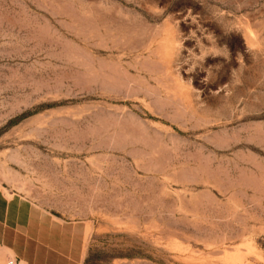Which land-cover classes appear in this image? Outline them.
<instances>
[{"label":"rangeland","instance_id":"rangeland-1","mask_svg":"<svg viewBox=\"0 0 264 264\" xmlns=\"http://www.w3.org/2000/svg\"><path fill=\"white\" fill-rule=\"evenodd\" d=\"M0 188L82 264H264V0H0Z\"/></svg>","mask_w":264,"mask_h":264},{"label":"crops","instance_id":"crops-1","mask_svg":"<svg viewBox=\"0 0 264 264\" xmlns=\"http://www.w3.org/2000/svg\"><path fill=\"white\" fill-rule=\"evenodd\" d=\"M85 228L0 188V252L19 264H82Z\"/></svg>","mask_w":264,"mask_h":264},{"label":"built area","instance_id":"built-area-1","mask_svg":"<svg viewBox=\"0 0 264 264\" xmlns=\"http://www.w3.org/2000/svg\"><path fill=\"white\" fill-rule=\"evenodd\" d=\"M6 264H18V263L16 262V259H11V260L7 261Z\"/></svg>","mask_w":264,"mask_h":264}]
</instances>
